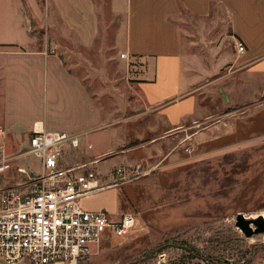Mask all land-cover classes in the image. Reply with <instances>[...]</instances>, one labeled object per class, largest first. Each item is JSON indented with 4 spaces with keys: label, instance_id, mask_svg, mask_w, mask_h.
<instances>
[{
    "label": "rangeland",
    "instance_id": "1",
    "mask_svg": "<svg viewBox=\"0 0 264 264\" xmlns=\"http://www.w3.org/2000/svg\"><path fill=\"white\" fill-rule=\"evenodd\" d=\"M56 1L28 0L26 8L36 39L27 48L60 56L109 111L118 110L122 104L127 108L125 113L116 111L118 117L112 116L124 121L122 147L109 149L93 166L99 175L101 167L111 166L110 177L102 181L109 185L118 178V184L86 197L82 205L87 210L90 206H114V211H108L116 215L115 219L130 212L137 218L136 225L124 237L105 239L81 264H264V233L247 237L236 225L239 213L250 219L264 216V95L244 100L246 93L240 92L242 97L228 104L223 94L211 92L210 82L201 90L209 97L203 107L216 116L194 125L188 133L163 138L167 133L161 125L155 123L156 129H147L141 122L153 119L146 116L145 104L132 89L139 72L127 58L120 57L128 39L118 35L122 21L111 14L108 0H95L99 32L89 47L79 42L65 22L69 6L84 11L86 1L59 0L62 10ZM36 4L37 14L30 7L35 9ZM219 13L194 21L186 29L195 42L197 60L207 67L205 71L202 64L198 66L200 75L209 67L214 70L203 82L224 77L213 87L231 79L241 81L245 73L239 71V63L227 59L239 51L236 40L232 42L226 14L222 10ZM217 61L221 64L216 70L213 66ZM28 81V77L18 80L10 90V124H28L41 112V99L34 97L41 94L40 90L33 89ZM49 89L51 93L55 90L52 81ZM128 119L134 120L126 122ZM3 128L6 137L2 140L0 136V165L6 160L11 166L0 170V193L31 181L30 176L40 168L39 159L26 153L28 132L18 135ZM204 129V135L197 134ZM91 141L95 148H109L118 138L96 134ZM84 148L82 144L78 150L83 152ZM75 151L66 148L63 156L70 159ZM117 165L125 169L120 179ZM19 167L28 173L20 172Z\"/></svg>",
    "mask_w": 264,
    "mask_h": 264
},
{
    "label": "crops",
    "instance_id": "2",
    "mask_svg": "<svg viewBox=\"0 0 264 264\" xmlns=\"http://www.w3.org/2000/svg\"><path fill=\"white\" fill-rule=\"evenodd\" d=\"M85 1L84 11L69 6V19L65 22L79 42L89 47L99 32L98 8L95 0ZM28 3V0L26 4L23 0H0V128L5 126L9 132L18 135L28 132L26 149L36 123L47 130L78 134L79 146L66 147L76 150L74 156L70 159L63 156L61 165L94 161L90 165L93 168L103 160L98 159L107 154L109 149L122 147L125 127L121 123L124 121L115 117H118L116 111L125 113L127 108L122 104L118 110L109 111L93 95L87 82L67 67L60 56L27 48L36 39L31 32V18L26 8ZM56 4L62 10L59 0ZM108 5L111 14L122 21L118 35H126L128 39L121 54L126 53L127 63L139 72L134 77L132 89L145 104L146 116L153 119H141L148 126L147 129H156V123L167 133L163 138L173 134L180 136V133H188L189 129L196 127L194 125L216 116L208 114L203 107L209 97H204L201 90L207 88L210 82L211 92L223 94L228 104L241 98L240 92L246 93L244 100H257L264 95V0H108ZM30 7L37 14V4L35 9ZM220 10L227 16L232 42L240 40L245 45L244 52L235 53L234 57L227 55V59L232 64L239 63V71L245 73L241 81L231 79L223 86L219 84L213 87L215 82L223 81L224 77L203 82L209 79V73L214 70L208 66V72L200 75L201 64L205 71L207 67L204 62L197 60L195 42L186 29L194 21L209 19L214 13L220 16ZM65 14L62 11L63 18ZM220 64L221 61H217L213 67L216 66L217 70ZM251 76L260 82H254ZM25 77L29 78L28 84L33 89L37 87L40 90L41 94L34 97L41 99V108L38 107L41 112L28 124H10L7 115L9 93L12 86ZM49 81L55 86L52 93ZM136 114L141 115V112ZM205 130L197 134L204 135ZM96 134L118 138V142L109 148H95L91 140ZM0 136L4 140L6 133ZM82 144L87 148L83 152L78 150ZM110 167L99 169L101 179L110 177L113 171ZM88 209L114 211V206L110 209L90 206Z\"/></svg>",
    "mask_w": 264,
    "mask_h": 264
},
{
    "label": "built area",
    "instance_id": "3",
    "mask_svg": "<svg viewBox=\"0 0 264 264\" xmlns=\"http://www.w3.org/2000/svg\"><path fill=\"white\" fill-rule=\"evenodd\" d=\"M236 46L240 53L245 51L242 41L236 40ZM5 133L0 128V135ZM79 144L78 134L47 130L36 123L26 153L39 159L40 169L31 181L0 193V261L81 264L105 239L124 237L135 227L137 218L130 212L115 219L106 210L83 207V199L117 185L118 178L107 185L90 167L94 161L61 165L66 147ZM1 163V171L11 166L6 160ZM18 170L28 173L23 167ZM124 170L116 169L119 179Z\"/></svg>",
    "mask_w": 264,
    "mask_h": 264
},
{
    "label": "water",
    "instance_id": "4",
    "mask_svg": "<svg viewBox=\"0 0 264 264\" xmlns=\"http://www.w3.org/2000/svg\"><path fill=\"white\" fill-rule=\"evenodd\" d=\"M236 225L244 232L247 237L264 233V216L260 215L256 218L250 219L245 217L242 213H239L237 215Z\"/></svg>",
    "mask_w": 264,
    "mask_h": 264
}]
</instances>
